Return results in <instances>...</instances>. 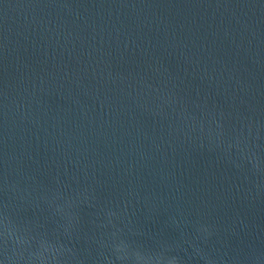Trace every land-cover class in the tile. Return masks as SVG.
I'll return each instance as SVG.
<instances>
[{"label":"water","instance_id":"obj_1","mask_svg":"<svg viewBox=\"0 0 264 264\" xmlns=\"http://www.w3.org/2000/svg\"><path fill=\"white\" fill-rule=\"evenodd\" d=\"M0 264H264V0H0Z\"/></svg>","mask_w":264,"mask_h":264}]
</instances>
